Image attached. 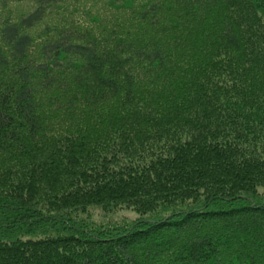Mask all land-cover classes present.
I'll list each match as a JSON object with an SVG mask.
<instances>
[{"label":"trees","instance_id":"trees-1","mask_svg":"<svg viewBox=\"0 0 264 264\" xmlns=\"http://www.w3.org/2000/svg\"><path fill=\"white\" fill-rule=\"evenodd\" d=\"M0 264H264V0L0 14Z\"/></svg>","mask_w":264,"mask_h":264},{"label":"rangeland","instance_id":"rangeland-1","mask_svg":"<svg viewBox=\"0 0 264 264\" xmlns=\"http://www.w3.org/2000/svg\"><path fill=\"white\" fill-rule=\"evenodd\" d=\"M4 1L6 3L5 7L2 5V0H0V14H3L10 18L19 17L23 12H28V10H30L32 7V0H4ZM71 7H74V6H71ZM73 9H75L76 11V8H73ZM51 13L52 15L49 21H51V19L54 20L51 22H55L57 20V17L61 14L58 8H54L53 10H51ZM45 30L46 29H42V27H38V28L35 27L29 32V35L33 36L34 38L33 44L34 42L37 44L41 40L42 31H45ZM88 212H89L90 218L95 221H100L104 219L114 221L115 219L123 218L124 216L125 217L135 216L134 212L127 208L125 209L122 208L114 212H107V213H104L102 212V210H97L95 208H88Z\"/></svg>","mask_w":264,"mask_h":264}]
</instances>
